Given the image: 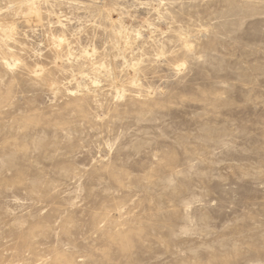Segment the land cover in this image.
Listing matches in <instances>:
<instances>
[{"label": "rangeland", "instance_id": "1", "mask_svg": "<svg viewBox=\"0 0 264 264\" xmlns=\"http://www.w3.org/2000/svg\"><path fill=\"white\" fill-rule=\"evenodd\" d=\"M4 37L0 264H264V0H0Z\"/></svg>", "mask_w": 264, "mask_h": 264}, {"label": "clouds", "instance_id": "2", "mask_svg": "<svg viewBox=\"0 0 264 264\" xmlns=\"http://www.w3.org/2000/svg\"><path fill=\"white\" fill-rule=\"evenodd\" d=\"M8 37L3 38V47H0V55H7V53L4 52V49L7 48V42H8ZM12 51V50H9Z\"/></svg>", "mask_w": 264, "mask_h": 264}, {"label": "bare ground", "instance_id": "3", "mask_svg": "<svg viewBox=\"0 0 264 264\" xmlns=\"http://www.w3.org/2000/svg\"><path fill=\"white\" fill-rule=\"evenodd\" d=\"M187 46V45H186ZM190 47V46H189ZM191 49V48H190ZM189 49V50H190ZM20 62V61H19ZM6 66H11V63L9 61H5ZM133 68H135V65H132ZM55 92V91H54Z\"/></svg>", "mask_w": 264, "mask_h": 264}]
</instances>
